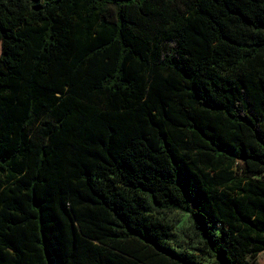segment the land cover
Listing matches in <instances>:
<instances>
[{
  "label": "trees",
  "instance_id": "1",
  "mask_svg": "<svg viewBox=\"0 0 264 264\" xmlns=\"http://www.w3.org/2000/svg\"><path fill=\"white\" fill-rule=\"evenodd\" d=\"M0 264L264 252V0H0Z\"/></svg>",
  "mask_w": 264,
  "mask_h": 264
},
{
  "label": "rangeland",
  "instance_id": "2",
  "mask_svg": "<svg viewBox=\"0 0 264 264\" xmlns=\"http://www.w3.org/2000/svg\"><path fill=\"white\" fill-rule=\"evenodd\" d=\"M1 51L0 46V53ZM156 217L163 223L172 226L174 238L169 242L172 248L177 251H187L203 264H218L212 257L200 252L199 249L202 246L190 230L191 225L187 214L173 210V212H169L166 215H157Z\"/></svg>",
  "mask_w": 264,
  "mask_h": 264
},
{
  "label": "crops",
  "instance_id": "3",
  "mask_svg": "<svg viewBox=\"0 0 264 264\" xmlns=\"http://www.w3.org/2000/svg\"><path fill=\"white\" fill-rule=\"evenodd\" d=\"M258 259L257 264H264V252L260 254Z\"/></svg>",
  "mask_w": 264,
  "mask_h": 264
}]
</instances>
